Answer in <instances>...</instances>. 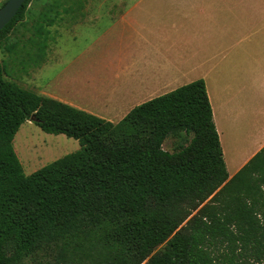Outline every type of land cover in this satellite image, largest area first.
Listing matches in <instances>:
<instances>
[{
    "label": "trees",
    "instance_id": "1",
    "mask_svg": "<svg viewBox=\"0 0 264 264\" xmlns=\"http://www.w3.org/2000/svg\"><path fill=\"white\" fill-rule=\"evenodd\" d=\"M32 118L80 148L25 176L12 140ZM180 133L186 145L162 148ZM27 257L38 264L262 262L264 147L228 176L202 80L112 123L5 81L0 65V264Z\"/></svg>",
    "mask_w": 264,
    "mask_h": 264
},
{
    "label": "crops",
    "instance_id": "2",
    "mask_svg": "<svg viewBox=\"0 0 264 264\" xmlns=\"http://www.w3.org/2000/svg\"><path fill=\"white\" fill-rule=\"evenodd\" d=\"M86 5L81 16L87 24L73 30L76 38L85 33V47L65 67L74 66L63 82L73 92L55 90L59 102L98 118L122 119L144 102L202 80L228 176L264 147V0ZM239 133L244 156L232 168Z\"/></svg>",
    "mask_w": 264,
    "mask_h": 264
},
{
    "label": "rangeland",
    "instance_id": "3",
    "mask_svg": "<svg viewBox=\"0 0 264 264\" xmlns=\"http://www.w3.org/2000/svg\"><path fill=\"white\" fill-rule=\"evenodd\" d=\"M5 2L6 0H0V7ZM86 4L87 0H27L18 18L0 35L3 79L56 101L55 90L59 89L64 95L73 92L63 82L66 84L65 78L72 77L74 66L65 67L85 47V33L76 38L73 30L77 29V25L87 24L82 21L81 16L87 12ZM75 93L77 98L83 99L81 93ZM102 119L112 123L121 120L111 117ZM182 135L183 133L171 135L162 148L174 152L186 145L187 139ZM237 139H234L233 146L239 144ZM12 147L25 176L80 148L76 140L64 135L47 134L31 121H26L19 127L13 137ZM163 245H159L155 252L160 251ZM37 261L38 258L27 257L25 264H38ZM249 264H264V261Z\"/></svg>",
    "mask_w": 264,
    "mask_h": 264
},
{
    "label": "water",
    "instance_id": "4",
    "mask_svg": "<svg viewBox=\"0 0 264 264\" xmlns=\"http://www.w3.org/2000/svg\"><path fill=\"white\" fill-rule=\"evenodd\" d=\"M25 0H7L0 7V31H2L16 16ZM33 118L31 119V122Z\"/></svg>",
    "mask_w": 264,
    "mask_h": 264
},
{
    "label": "bare ground",
    "instance_id": "5",
    "mask_svg": "<svg viewBox=\"0 0 264 264\" xmlns=\"http://www.w3.org/2000/svg\"><path fill=\"white\" fill-rule=\"evenodd\" d=\"M242 137V133H239L236 135V138H238V142L239 144H237L236 146H234L233 148V152L236 154L235 157L232 159L234 162L231 164V167L234 168L239 162H240V159L244 156V152L242 149H240V145L242 144V140H240ZM246 138V137H245ZM245 145V144H244ZM242 146V145H241ZM240 147V148H239ZM251 149H249L248 151H251Z\"/></svg>",
    "mask_w": 264,
    "mask_h": 264
}]
</instances>
